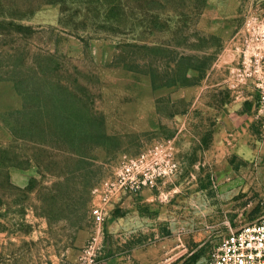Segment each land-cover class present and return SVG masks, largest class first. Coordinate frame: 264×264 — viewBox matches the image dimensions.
Returning a JSON list of instances; mask_svg holds the SVG:
<instances>
[{
    "label": "rangeland",
    "instance_id": "obj_1",
    "mask_svg": "<svg viewBox=\"0 0 264 264\" xmlns=\"http://www.w3.org/2000/svg\"><path fill=\"white\" fill-rule=\"evenodd\" d=\"M263 96L264 0H0V264H210Z\"/></svg>",
    "mask_w": 264,
    "mask_h": 264
},
{
    "label": "built area",
    "instance_id": "obj_2",
    "mask_svg": "<svg viewBox=\"0 0 264 264\" xmlns=\"http://www.w3.org/2000/svg\"><path fill=\"white\" fill-rule=\"evenodd\" d=\"M264 103V96H263ZM95 223L103 221L100 208L92 210ZM210 264H264V215L255 222L231 230L214 251Z\"/></svg>",
    "mask_w": 264,
    "mask_h": 264
}]
</instances>
